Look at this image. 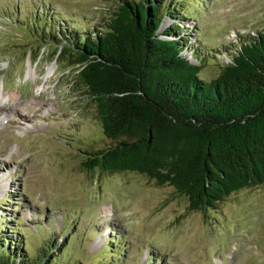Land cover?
<instances>
[{"label": "rangeland", "instance_id": "374dc122", "mask_svg": "<svg viewBox=\"0 0 264 264\" xmlns=\"http://www.w3.org/2000/svg\"><path fill=\"white\" fill-rule=\"evenodd\" d=\"M118 2L0 0V247L45 264H264V182L192 211L169 185L83 165L114 141L46 33H97ZM159 2L201 80L264 30V0Z\"/></svg>", "mask_w": 264, "mask_h": 264}, {"label": "trees", "instance_id": "16d2710c", "mask_svg": "<svg viewBox=\"0 0 264 264\" xmlns=\"http://www.w3.org/2000/svg\"><path fill=\"white\" fill-rule=\"evenodd\" d=\"M171 10L159 0H119L97 33L46 35L50 56L73 69L103 136L114 141L85 168L143 175L203 211L264 182V30L241 38L230 62L205 81L181 53L188 46ZM165 15L173 23L159 31ZM1 247L0 264H45Z\"/></svg>", "mask_w": 264, "mask_h": 264}, {"label": "bare ground", "instance_id": "6f19581e", "mask_svg": "<svg viewBox=\"0 0 264 264\" xmlns=\"http://www.w3.org/2000/svg\"><path fill=\"white\" fill-rule=\"evenodd\" d=\"M48 71H49V70H48ZM18 117H20V116H18ZM12 121H13V120H12ZM10 122H11V121H9V123H10ZM16 124H17V123H16ZM101 210H102V209H101ZM104 211H105V210H104ZM105 212H108V210H106ZM100 243H101V239L98 238L97 241H95L94 244H92V246H94V245L97 246V245L100 244Z\"/></svg>", "mask_w": 264, "mask_h": 264}]
</instances>
